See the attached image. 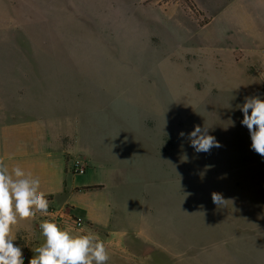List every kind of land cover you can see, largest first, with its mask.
<instances>
[{"label": "rangeland", "instance_id": "1", "mask_svg": "<svg viewBox=\"0 0 264 264\" xmlns=\"http://www.w3.org/2000/svg\"><path fill=\"white\" fill-rule=\"evenodd\" d=\"M230 1L238 7L222 16L200 0L196 17L184 0H0V123L13 121L23 89L66 81L85 108L94 90L107 157L97 161L130 165L101 174L106 194L55 195L56 209L28 220L34 236L50 218L73 233L126 235L100 239L109 264H264V158L237 108L264 97V0ZM195 125L222 147L195 152ZM68 204L97 228L57 211ZM23 235L31 250L43 244Z\"/></svg>", "mask_w": 264, "mask_h": 264}, {"label": "crops", "instance_id": "2", "mask_svg": "<svg viewBox=\"0 0 264 264\" xmlns=\"http://www.w3.org/2000/svg\"><path fill=\"white\" fill-rule=\"evenodd\" d=\"M193 2L203 17L204 12L199 8L200 0ZM237 7L236 3L230 0H208V8H220L218 14L222 16L233 14ZM207 21L209 24L210 19ZM33 92L37 93L36 97H29ZM83 93V89L69 86L66 81L49 83V86L42 90L23 89L14 98L17 102L23 103L21 106L17 104L18 107L11 112L13 121L0 123V160L4 161L9 171L19 166L25 172L31 173L34 178L38 177L41 181V190L49 200V209H56L52 205L55 195L58 194L73 195L81 191L90 195L106 194L111 188L101 176L126 174L127 167L130 166L125 164L124 167H118L116 164L107 165L97 161L107 157L98 150L94 139L102 138L100 121L95 119V112H91L95 106L91 104V101L94 103L95 91H92L86 108ZM40 94L43 95L41 98ZM26 97L29 99L25 100ZM5 108L7 110V107ZM9 112L10 110H7L5 114ZM105 154L108 156L107 152ZM74 159L86 161L85 173L76 174L72 171ZM80 175H83V180H78ZM67 207L80 219L94 227L97 226L89 214L86 217L79 215L76 206L71 204L57 211ZM37 214L42 213L37 212L35 217ZM35 217L31 219L32 223L35 222ZM111 220L114 221V216ZM27 223L28 220L20 221L12 228V236L15 239L13 243L21 247L24 264H28L33 257L32 251L35 253L36 248L31 250L28 244L25 246L17 243V233L25 232L26 237L23 235L21 239L26 242L30 241L31 237L44 242L42 234L39 232L34 236ZM100 232L105 233L104 237L98 235L100 239L111 242H123V237L126 236L124 234L111 236L106 231Z\"/></svg>", "mask_w": 264, "mask_h": 264}, {"label": "clouds", "instance_id": "3", "mask_svg": "<svg viewBox=\"0 0 264 264\" xmlns=\"http://www.w3.org/2000/svg\"><path fill=\"white\" fill-rule=\"evenodd\" d=\"M237 108L243 113L241 124L249 132L251 150L264 158V97L246 96ZM231 123L234 126L235 122ZM185 135L183 131L179 133L180 137ZM187 138L197 153H210L213 148L222 147L205 126L195 125ZM211 198L217 206L226 202L221 193L213 192ZM48 210L49 200L41 190L40 179L19 166L9 171L0 160V264H24L21 247L13 243L12 228L20 221L33 219L37 212ZM39 228L44 242L36 247L28 264H109L110 254L97 234L73 233L49 220H43Z\"/></svg>", "mask_w": 264, "mask_h": 264}, {"label": "built area", "instance_id": "4", "mask_svg": "<svg viewBox=\"0 0 264 264\" xmlns=\"http://www.w3.org/2000/svg\"><path fill=\"white\" fill-rule=\"evenodd\" d=\"M87 163L85 160L74 159L72 165V171L76 174H83L86 171ZM46 220L50 221V218H46Z\"/></svg>", "mask_w": 264, "mask_h": 264}, {"label": "trees", "instance_id": "5", "mask_svg": "<svg viewBox=\"0 0 264 264\" xmlns=\"http://www.w3.org/2000/svg\"><path fill=\"white\" fill-rule=\"evenodd\" d=\"M184 2H185V5L187 7H189V9L196 15V17L202 16L201 12L198 10V8L196 7V4L193 2V0H184ZM207 23H208V21L204 20V24H207Z\"/></svg>", "mask_w": 264, "mask_h": 264}]
</instances>
